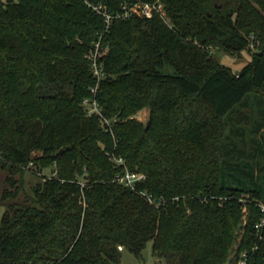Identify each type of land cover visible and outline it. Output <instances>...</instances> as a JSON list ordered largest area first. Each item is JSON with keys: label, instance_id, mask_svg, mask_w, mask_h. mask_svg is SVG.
Returning <instances> with one entry per match:
<instances>
[{"label": "trees", "instance_id": "obj_1", "mask_svg": "<svg viewBox=\"0 0 264 264\" xmlns=\"http://www.w3.org/2000/svg\"><path fill=\"white\" fill-rule=\"evenodd\" d=\"M155 1L166 20L107 32L90 6ZM251 34L261 47L238 73L212 55L240 57ZM99 39L94 98L111 132L83 106ZM125 167L146 175L134 190L114 181ZM0 168L14 189L0 198V264H120L149 242L166 264H264V187L228 185L264 184V0H0ZM39 168L51 175L14 202L15 176Z\"/></svg>", "mask_w": 264, "mask_h": 264}, {"label": "built area", "instance_id": "obj_2", "mask_svg": "<svg viewBox=\"0 0 264 264\" xmlns=\"http://www.w3.org/2000/svg\"><path fill=\"white\" fill-rule=\"evenodd\" d=\"M98 15L102 16L104 18L105 22V31L107 32L110 29V26L112 24V21L119 18H127L132 15L138 16L140 18H152L155 14H158L161 16L164 20H166V13L163 8V5L159 1H155L152 3L148 2H136L132 5H124L121 8V12H117L116 14H110L107 12L106 8L103 5H97L93 6L90 5ZM101 39L98 40V42L95 44L94 48L87 54V59L89 60L90 64V70L92 72L93 77L96 80V84L90 88V92L92 94L91 98H86L83 101V106L86 110L87 115L92 116H98L102 124L106 125L105 131L111 132L110 128V121L103 117L101 113V109L94 98L98 85L102 78L104 77V67L103 63L100 60L101 55ZM261 47V43L259 40H257L253 34L250 35L249 38V44L248 49H251L253 51H257ZM115 163L117 164H123V161L121 159H114ZM33 169H35L33 167ZM146 179V175L139 172H133L128 170L126 167L122 173H118L114 181L117 183L124 185L132 190L135 189L136 185L138 183L143 182ZM146 195L148 201L150 202H156L152 198L151 195ZM262 213L263 217L261 218L260 222L255 225V228L257 231H259L264 226V207H262ZM120 250L122 247H118ZM245 254H243L240 264H245Z\"/></svg>", "mask_w": 264, "mask_h": 264}, {"label": "rangeland", "instance_id": "obj_3", "mask_svg": "<svg viewBox=\"0 0 264 264\" xmlns=\"http://www.w3.org/2000/svg\"><path fill=\"white\" fill-rule=\"evenodd\" d=\"M212 52V55L217 59V61L224 65L225 67L229 68L232 72L238 73L249 61H251L252 53L255 52L251 49H244L242 51V54L240 57H233L229 54H226L222 51H219L217 48H210ZM163 71L165 73H173L174 70L170 66H166ZM149 117V110L147 108H143L140 110L136 116L137 119L142 121L143 123H146L147 119ZM102 124V122H101ZM31 167V166H30ZM255 168L258 167V164H255ZM37 172H33L32 170H26L22 175L15 176L17 179H19L20 186L19 194L17 198L14 200V202H17L19 204H23L26 202H30L31 198L33 197V190L35 186L39 183H42L43 178L50 176L52 168L47 169H38L35 170ZM40 171V173H39ZM6 177L7 172L4 170H1L0 168V198L3 190L9 189L14 190L10 187L8 183H6ZM229 186L232 187H241L244 191H250V190H258L263 189L264 184L263 182H257L256 184L251 183L249 180L241 179L240 182H234L233 180L228 182ZM259 191V190H258ZM263 194V193H262ZM242 201H255L253 199L249 200V195L243 194L241 196ZM260 210L262 207H264V194L263 199L259 201L258 203ZM7 209V203H4L0 200V220L2 217L3 212ZM244 210H246L244 208ZM262 211V210H261ZM120 264H166V262L163 259H159L152 253V243L149 242L145 248V250L142 253L141 258H137L133 253L125 250L122 252V259Z\"/></svg>", "mask_w": 264, "mask_h": 264}, {"label": "water", "instance_id": "obj_4", "mask_svg": "<svg viewBox=\"0 0 264 264\" xmlns=\"http://www.w3.org/2000/svg\"><path fill=\"white\" fill-rule=\"evenodd\" d=\"M160 201L159 200H156V203H159Z\"/></svg>", "mask_w": 264, "mask_h": 264}]
</instances>
